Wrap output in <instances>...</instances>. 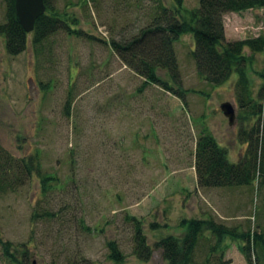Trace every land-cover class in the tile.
Instances as JSON below:
<instances>
[{
	"label": "rangeland",
	"instance_id": "1",
	"mask_svg": "<svg viewBox=\"0 0 264 264\" xmlns=\"http://www.w3.org/2000/svg\"><path fill=\"white\" fill-rule=\"evenodd\" d=\"M52 4L59 16L66 12L74 18L67 24L78 33L58 28L40 44L28 40L14 55L0 35V144L18 158L37 153L42 171L57 178L46 195L36 175L0 194V240L10 243L15 256L8 259L0 242V264H115L107 256L106 242L112 239L125 264H167L153 244L166 235H182L185 227L179 223L187 217L213 216L264 236L262 178L229 187L226 196L225 187L199 188L194 180L195 142L201 134L212 133L228 148L231 161L246 153L240 130L258 119L242 118L246 108L239 107L237 73L221 84L203 79L193 59L194 39L183 34L174 42L179 81L168 70L159 73L186 90L178 96L155 84L142 88L143 79L120 61L110 40L144 24L154 0ZM184 5L198 7V0H184ZM5 10L0 0V21ZM224 25L227 41L257 36L264 31V8L227 12ZM246 66L251 96L263 102L264 53L254 54ZM224 101L235 107L232 125L220 109ZM44 210L53 216L32 219L33 212ZM131 216L143 222L152 247L148 260L132 253ZM240 243H228L225 264H264L262 243L250 247L251 261ZM207 256L208 264L219 263V252L200 242L194 264Z\"/></svg>",
	"mask_w": 264,
	"mask_h": 264
},
{
	"label": "trees",
	"instance_id": "2",
	"mask_svg": "<svg viewBox=\"0 0 264 264\" xmlns=\"http://www.w3.org/2000/svg\"><path fill=\"white\" fill-rule=\"evenodd\" d=\"M45 12L35 21L32 31L25 32L15 16V0H5L4 20L0 21V35L9 54H17L26 48L28 40L33 45L40 44L44 37L58 28L78 33L71 29L67 21L75 22L66 12L59 16L52 0H43ZM264 8V0H198V7L188 8L184 0H171L166 5L163 0H154L151 16L135 31L120 39L112 38L110 45L120 61L143 79L141 87L146 84L158 85L174 95L180 96L183 90L181 82L177 87L170 85L160 75V70H168L179 81L175 40L183 34H191L194 39L193 59L197 72L213 84L226 81L231 73H237L239 107L243 110V120L257 116L249 130L242 128L240 140L247 143L246 153L238 161H231L228 148L220 143L212 133L201 134L195 142L194 168L198 187H225L251 184L262 178L264 180V86L261 87L263 102L251 96L248 88L250 79L247 75V62L256 53H264V31L257 36L227 41L225 36L224 14L240 12L245 9ZM31 37V38H30ZM245 48L250 50L245 53ZM260 75L264 76V70ZM260 125V128H258ZM37 153L30 156L15 157L0 144V194L23 185L36 175L40 183V192L46 195L55 188L57 179L42 171ZM51 217L53 213L33 212L32 219ZM133 224L132 253L141 260H148L152 247L143 231V222L131 216ZM225 219L217 221L215 217H190L180 220L179 225L185 232L178 235H166L153 244L161 250L167 264H194L197 246L202 242L210 245V252H219L218 264H225L223 253L230 241H240L239 247L247 261H251L250 247L262 243L264 236L252 234L250 230L239 229V224L228 226ZM159 224L152 222V228ZM86 229L88 227L86 226ZM249 237L254 239L249 244ZM1 242V240H0ZM3 254L12 260L9 242L2 243ZM108 258L115 264H125V254L114 239L106 242ZM256 260L258 259L255 250ZM10 257V258H9ZM218 257V256H217ZM209 257H204L202 264H208ZM20 263V262H19ZM22 264V263H20Z\"/></svg>",
	"mask_w": 264,
	"mask_h": 264
},
{
	"label": "water",
	"instance_id": "3",
	"mask_svg": "<svg viewBox=\"0 0 264 264\" xmlns=\"http://www.w3.org/2000/svg\"><path fill=\"white\" fill-rule=\"evenodd\" d=\"M15 16L18 23L25 32L32 31L36 19L45 12L43 0H15ZM220 109L227 117L229 125H232L235 118V107L229 101L220 104Z\"/></svg>",
	"mask_w": 264,
	"mask_h": 264
},
{
	"label": "crops",
	"instance_id": "4",
	"mask_svg": "<svg viewBox=\"0 0 264 264\" xmlns=\"http://www.w3.org/2000/svg\"><path fill=\"white\" fill-rule=\"evenodd\" d=\"M194 180H195V183H196V176L194 175ZM199 188H201V187H199ZM203 188H209V189H221V188H223V187H216V188H213V187H203ZM214 191V190H213ZM228 191H230L229 190V188H226V189H221V193H223L224 194V196H226L227 194H228Z\"/></svg>",
	"mask_w": 264,
	"mask_h": 264
}]
</instances>
